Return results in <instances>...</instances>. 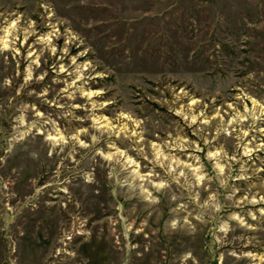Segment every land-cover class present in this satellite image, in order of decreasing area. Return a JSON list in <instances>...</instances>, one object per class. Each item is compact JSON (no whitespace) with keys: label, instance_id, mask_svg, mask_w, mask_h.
Segmentation results:
<instances>
[{"label":"rangeland","instance_id":"rangeland-1","mask_svg":"<svg viewBox=\"0 0 264 264\" xmlns=\"http://www.w3.org/2000/svg\"><path fill=\"white\" fill-rule=\"evenodd\" d=\"M0 264H264V0H0Z\"/></svg>","mask_w":264,"mask_h":264}]
</instances>
